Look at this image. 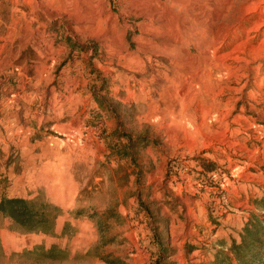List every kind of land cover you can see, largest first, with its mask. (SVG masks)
Here are the masks:
<instances>
[{
	"label": "rangeland",
	"instance_id": "374dc122",
	"mask_svg": "<svg viewBox=\"0 0 264 264\" xmlns=\"http://www.w3.org/2000/svg\"><path fill=\"white\" fill-rule=\"evenodd\" d=\"M253 1L0 0V199L62 211L0 216V264H211L264 221Z\"/></svg>",
	"mask_w": 264,
	"mask_h": 264
},
{
	"label": "trees",
	"instance_id": "16d2710c",
	"mask_svg": "<svg viewBox=\"0 0 264 264\" xmlns=\"http://www.w3.org/2000/svg\"><path fill=\"white\" fill-rule=\"evenodd\" d=\"M98 102L100 106L106 105L104 100ZM141 144L146 146L148 142L145 138L131 140L130 149L137 150ZM61 214L59 207L44 201L7 196L0 199V216L28 232L53 233ZM55 251L56 247L47 251L45 258L57 259ZM211 264H264V221L252 217L243 227L240 241L233 240L230 246L218 250Z\"/></svg>",
	"mask_w": 264,
	"mask_h": 264
},
{
	"label": "bare ground",
	"instance_id": "6f19581e",
	"mask_svg": "<svg viewBox=\"0 0 264 264\" xmlns=\"http://www.w3.org/2000/svg\"><path fill=\"white\" fill-rule=\"evenodd\" d=\"M243 9H244V12L247 14H250V15L259 14L260 15L258 22L256 24L254 23L255 26L250 29L251 31L249 32V34L261 32L263 39L260 42V45L258 47H252V53H253V56L255 58H257V57L264 58V31H262V29L264 28V4H263V6H259L257 1H253V2H251V4H249L248 6H245ZM222 18H223V15L218 16V20H220ZM245 43H247V42H245ZM245 46H246V44H244L243 46H238V47L234 48L230 53H228L226 56L223 57L224 61H232L234 63L244 62L247 64L248 62L246 60H244L243 58H240L238 56V54L241 52L242 47H245Z\"/></svg>",
	"mask_w": 264,
	"mask_h": 264
}]
</instances>
